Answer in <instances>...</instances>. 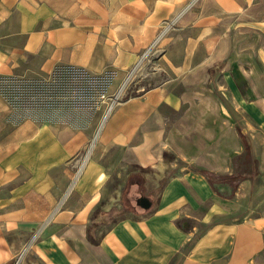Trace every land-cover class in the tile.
<instances>
[{
    "label": "crops",
    "instance_id": "1",
    "mask_svg": "<svg viewBox=\"0 0 264 264\" xmlns=\"http://www.w3.org/2000/svg\"><path fill=\"white\" fill-rule=\"evenodd\" d=\"M171 20L157 44L170 76L115 106L62 204L88 133L30 118L13 123L0 95V264L34 234L24 264H170L190 240L181 264H264V210L252 215L264 191V99L254 101L252 76L237 80L220 51L231 25L264 24V0H0V74L32 59L44 72L59 62L122 72ZM241 134L259 177H242L226 197L207 175L236 173ZM178 160L157 193L142 190L149 176L137 169L160 184ZM114 182L124 216L107 226L95 210L112 209ZM141 194L150 208L131 202ZM189 220L196 225L185 226Z\"/></svg>",
    "mask_w": 264,
    "mask_h": 264
},
{
    "label": "rangeland",
    "instance_id": "2",
    "mask_svg": "<svg viewBox=\"0 0 264 264\" xmlns=\"http://www.w3.org/2000/svg\"><path fill=\"white\" fill-rule=\"evenodd\" d=\"M172 22L173 20L163 24L152 44L138 55L132 66L122 72L113 67H107L100 72H92L63 62L56 63L50 71L44 72L36 69L37 61L32 59L20 65L10 74H0V95L8 104L9 118L13 123L24 118H30L39 123L69 125L84 130L89 135L86 144L72 161L69 178L63 190L60 204L82 174L86 161L92 157L100 130L115 106L123 98L140 93L170 76L171 71L167 67V60L159 56L160 51L157 44L161 35L170 32L173 26L171 25ZM246 25H231L223 32L220 40V51L225 58L221 65L225 67V64L228 63L231 67L234 66L230 73L237 80L243 79L240 74L252 76L253 99L260 102L262 98L264 99V24ZM243 65L247 68L248 73L238 70ZM112 101L113 107L109 110L108 104ZM231 112L232 114L235 113L232 110ZM236 114L237 116L240 114L238 109ZM241 139L244 143V150L242 154L234 158L235 174L239 175L240 178L212 177L214 189L226 197H232L235 185L242 177H251L254 180H258L259 177L258 161L251 151L248 138L241 134ZM177 164L178 166L173 170L170 169L164 173L160 184L156 182L158 177L152 175V172L149 173L148 169H137L136 174L147 175L145 178L149 176L148 182L144 181L146 187L142 186V190L144 192L151 190L154 191L153 193H157L164 179L173 171L179 170L182 162L178 160ZM222 182L228 184H225V187H221L223 190H220ZM218 183L219 185H217ZM119 186L120 184L117 182L110 184L111 192H113V187L118 189ZM114 195L116 197L109 198V204L113 203L114 205L107 213L104 211V206L103 208L98 206L95 210L98 219L104 220L107 226L115 219L124 216L122 206L116 204L120 200V189ZM141 195H137L134 199L131 196V202L145 208V204L140 200L143 197ZM255 198L258 204L252 208L253 216L261 215V211L264 210V191L258 192ZM150 206L151 203L148 208ZM124 211L126 210L124 209ZM242 217L243 214L239 216L240 219ZM183 223L187 227L196 225L194 220L183 221ZM197 226L198 231L203 228L200 225ZM97 233L94 232V234ZM36 239V234L31 235L16 252V254L19 253L26 243L30 244L21 258L20 264H24V260L27 254L31 252ZM192 242L193 240L188 241L187 246L180 250V254H178L180 256L174 258L170 264H181V259ZM13 257L8 264L12 262Z\"/></svg>",
    "mask_w": 264,
    "mask_h": 264
},
{
    "label": "built area",
    "instance_id": "3",
    "mask_svg": "<svg viewBox=\"0 0 264 264\" xmlns=\"http://www.w3.org/2000/svg\"><path fill=\"white\" fill-rule=\"evenodd\" d=\"M113 107V101L108 104V109H112ZM107 109V110H108ZM30 244H25L24 247L21 249L19 253L16 254V256L13 257L12 262L10 264H20L21 258L23 257L26 250L29 248Z\"/></svg>",
    "mask_w": 264,
    "mask_h": 264
},
{
    "label": "trees",
    "instance_id": "4",
    "mask_svg": "<svg viewBox=\"0 0 264 264\" xmlns=\"http://www.w3.org/2000/svg\"><path fill=\"white\" fill-rule=\"evenodd\" d=\"M248 147V145L246 146V148ZM247 153V152H246ZM208 179L210 180V183L212 184V186L214 185L213 182H212V177L211 175H207ZM219 178H223V179H235V178H240L239 175L237 174H231V175H228V176H218Z\"/></svg>",
    "mask_w": 264,
    "mask_h": 264
},
{
    "label": "water",
    "instance_id": "5",
    "mask_svg": "<svg viewBox=\"0 0 264 264\" xmlns=\"http://www.w3.org/2000/svg\"><path fill=\"white\" fill-rule=\"evenodd\" d=\"M141 202L145 204V208H148V206L150 205V201H148V199L146 197H141Z\"/></svg>",
    "mask_w": 264,
    "mask_h": 264
}]
</instances>
